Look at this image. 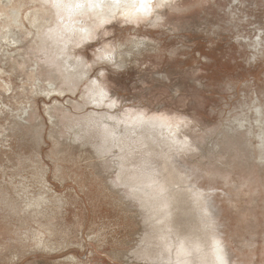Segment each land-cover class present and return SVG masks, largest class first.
I'll list each match as a JSON object with an SVG mask.
<instances>
[{"label":"rangeland","instance_id":"rangeland-1","mask_svg":"<svg viewBox=\"0 0 264 264\" xmlns=\"http://www.w3.org/2000/svg\"><path fill=\"white\" fill-rule=\"evenodd\" d=\"M71 1L0 45V264H264V0Z\"/></svg>","mask_w":264,"mask_h":264},{"label":"bare ground","instance_id":"bare-ground-1","mask_svg":"<svg viewBox=\"0 0 264 264\" xmlns=\"http://www.w3.org/2000/svg\"><path fill=\"white\" fill-rule=\"evenodd\" d=\"M27 1L32 4L29 6L24 5L25 7L22 10V0H0V45L5 43L6 46H8L1 54L4 55V63L8 61H13L15 63L18 59H22L19 65L25 66V72H32L34 70L37 72L42 66L34 59L33 62L29 64L31 67L27 68L26 56L21 48L22 42L29 38V40H33V45H35V48H32L30 45V52L33 54L36 53L37 55L43 52L42 44L44 46L46 45L43 40L45 39L44 36L46 39L52 37V33H49V31L46 33V31L50 28H56L57 25L60 24V20H64V18L60 16V13L65 3H63L61 7V11H59L55 5L51 10L45 8L44 5L52 1L53 4H57L59 7L63 0ZM117 1L119 0H114L113 3ZM71 3L75 4L73 6L68 4L66 8L64 7L65 14L68 18L76 13H86L90 10L96 11V9L101 8L100 1H96L95 3L87 1L83 3V0H73ZM76 5L77 7H75ZM39 42H41V44H39ZM39 48H41V51H39ZM39 56H42V53ZM4 71L5 70L0 67V82L4 85L5 89H9V83L6 82L7 80L3 78L2 75ZM256 110L259 112L258 108Z\"/></svg>","mask_w":264,"mask_h":264},{"label":"snow or ice","instance_id":"snow-or-ice-1","mask_svg":"<svg viewBox=\"0 0 264 264\" xmlns=\"http://www.w3.org/2000/svg\"><path fill=\"white\" fill-rule=\"evenodd\" d=\"M143 6V5H142Z\"/></svg>","mask_w":264,"mask_h":264}]
</instances>
